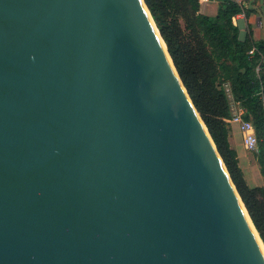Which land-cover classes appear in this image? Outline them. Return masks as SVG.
Here are the masks:
<instances>
[{"label":"water","instance_id":"95a60500","mask_svg":"<svg viewBox=\"0 0 264 264\" xmlns=\"http://www.w3.org/2000/svg\"><path fill=\"white\" fill-rule=\"evenodd\" d=\"M0 264H264L144 0H0Z\"/></svg>","mask_w":264,"mask_h":264},{"label":"trees","instance_id":"16d2710c","mask_svg":"<svg viewBox=\"0 0 264 264\" xmlns=\"http://www.w3.org/2000/svg\"><path fill=\"white\" fill-rule=\"evenodd\" d=\"M176 71L215 143L231 180L264 244V185L250 186L230 145L231 117L226 90L246 109L244 119L264 136V41L252 33L239 38L232 16L244 9L234 0H220L216 13L200 10L198 0H144ZM256 47L253 55L248 50ZM257 66L259 71L256 70ZM264 140L258 151L264 179Z\"/></svg>","mask_w":264,"mask_h":264},{"label":"rangeland","instance_id":"374dc122","mask_svg":"<svg viewBox=\"0 0 264 264\" xmlns=\"http://www.w3.org/2000/svg\"><path fill=\"white\" fill-rule=\"evenodd\" d=\"M207 4L210 5H214V1L211 2H207L205 4H203V8L204 10H207L208 7H206ZM240 4L244 7V9L249 10V14L250 13H254L255 16L253 17L254 19V23L257 21L260 25L259 29L261 32V35H264V0H247L245 2L241 1ZM252 19V20H253ZM238 27V26H237ZM238 31L239 28H238ZM249 33V29L248 27H244L243 32H241V35L244 37H246ZM240 35V32H239ZM242 38V39H243ZM263 40V39H260ZM264 41V40H263ZM259 71V70H258ZM227 93V98H228V102H229V108H230V114L231 117L230 119L233 117V115L236 113L237 111V102L236 100H234L231 96V94L229 93L228 90H226ZM228 123L229 127H230V136L229 138L231 139L232 145L234 147V149L238 150L241 153V135L238 132V124L236 123ZM232 127V128H231ZM264 140V136L263 137H257V143H256V148L254 151L252 152H248L245 150V155L243 157V160L245 162L244 165V175L246 177V180L248 182V184L250 186H263L264 185V179L263 176L260 173L259 170V158H258V151L259 149H261V144ZM264 151V148H263ZM264 153V152H263Z\"/></svg>","mask_w":264,"mask_h":264},{"label":"built area","instance_id":"2783aa9c","mask_svg":"<svg viewBox=\"0 0 264 264\" xmlns=\"http://www.w3.org/2000/svg\"><path fill=\"white\" fill-rule=\"evenodd\" d=\"M215 1L218 2L220 0H198L199 4H205L207 2ZM236 3H240L241 0H234ZM240 16H244V12H240L238 14H235L232 16V22L234 25H236V22L238 21ZM256 50V47L253 46L251 49L248 50L249 55H253L254 51ZM259 67L257 66L256 70H258ZM259 95L264 100V91L261 89L259 92ZM246 114V109L243 107V105L240 102H237V111L233 115V117L230 119H225L226 123L230 124L232 122H235L238 124V129L241 135V142L245 148L246 151L252 152L256 148L257 143V137L255 134L254 126L250 120L244 119V115Z\"/></svg>","mask_w":264,"mask_h":264},{"label":"crops","instance_id":"0c3cea01","mask_svg":"<svg viewBox=\"0 0 264 264\" xmlns=\"http://www.w3.org/2000/svg\"><path fill=\"white\" fill-rule=\"evenodd\" d=\"M241 1H243V2H245V1H247V0H241ZM217 6H218V2H215L214 1V5H210V4H207L206 5V7H208L207 8V10H204V8H203V4L202 5H200V10L202 11V12H204V13H206V14H208V15H214L215 13H216V10H217ZM255 16V14L254 13H250V14H247V15H245V13H244V16L242 17V16H240L239 17V19H238V21L236 22V25L238 26V28H239V32H240V35H239V38L240 39H242L243 38V36L241 35V32H243V29H244V27L246 26V27H248V29H249V31H251V33H252V38L254 39V40H260V39H263L264 40V35L262 36L261 35V32H260V29H259V27H260V25H259V23L256 21L255 23H254V19H253V17ZM253 19V20H252ZM262 61H264V55L262 56ZM235 123V122H234ZM233 123V124H234ZM232 128V127H231ZM238 129V128H237ZM231 132V131H230ZM230 132H229V136H230ZM238 132H239V129H238ZM239 134H240V132H239ZM229 142H230V145L233 147V145H232V142H231V139L229 138ZM241 144V153L238 151V150H236V152H237V157H238V160H239V165H240V167L244 170V165L243 164H245V162H244V160H243V157H244V153H245V148H244V146H243V144L242 143H240ZM234 148V147H233Z\"/></svg>","mask_w":264,"mask_h":264}]
</instances>
